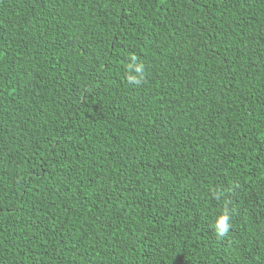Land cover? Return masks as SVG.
I'll return each mask as SVG.
<instances>
[{
  "label": "trees",
  "instance_id": "16d2710c",
  "mask_svg": "<svg viewBox=\"0 0 264 264\" xmlns=\"http://www.w3.org/2000/svg\"><path fill=\"white\" fill-rule=\"evenodd\" d=\"M0 264H264V0H0Z\"/></svg>",
  "mask_w": 264,
  "mask_h": 264
},
{
  "label": "clouds",
  "instance_id": "9594fccd",
  "mask_svg": "<svg viewBox=\"0 0 264 264\" xmlns=\"http://www.w3.org/2000/svg\"><path fill=\"white\" fill-rule=\"evenodd\" d=\"M132 79L135 80V77ZM230 228V217L227 214H223L217 218L216 231L219 236H223L228 232Z\"/></svg>",
  "mask_w": 264,
  "mask_h": 264
}]
</instances>
